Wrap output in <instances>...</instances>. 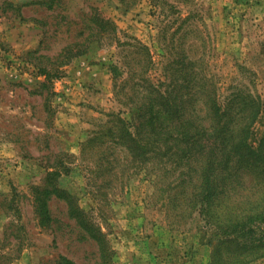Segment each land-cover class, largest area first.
<instances>
[{
	"label": "rangeland",
	"instance_id": "rangeland-1",
	"mask_svg": "<svg viewBox=\"0 0 264 264\" xmlns=\"http://www.w3.org/2000/svg\"><path fill=\"white\" fill-rule=\"evenodd\" d=\"M181 51L223 90L247 66L264 100V0H0V255L9 264H59L60 255L74 264H212L199 211L172 209L163 180L138 171L124 149L115 146L118 161L109 156L106 114L136 116L119 102L141 81L127 64H149L158 82ZM64 165L58 182L107 234L103 255L65 200L53 196V222H38L32 188Z\"/></svg>",
	"mask_w": 264,
	"mask_h": 264
},
{
	"label": "trees",
	"instance_id": "trees-1",
	"mask_svg": "<svg viewBox=\"0 0 264 264\" xmlns=\"http://www.w3.org/2000/svg\"><path fill=\"white\" fill-rule=\"evenodd\" d=\"M96 22L113 33L108 18L97 17ZM133 39L150 60V48ZM180 53L173 61L181 64H165V78L158 82L149 76V64H127L141 81L119 102L133 108L136 116L127 120L120 113L106 114L114 126L110 140L115 145L109 146L114 154L109 156L118 161L115 146L124 149L138 171H154L155 182L163 180L165 201L172 209L188 216L199 211L212 264H250L264 257V130L258 133L257 128L264 125V100L244 76L252 73L247 66L241 65L223 90L201 61ZM62 167L49 171V183L32 188L38 222L50 226L51 199L65 200L70 218L86 238L99 243L103 255L109 247L107 234L78 197L58 182L69 171ZM9 263L0 255V264ZM58 263L74 264L65 255Z\"/></svg>",
	"mask_w": 264,
	"mask_h": 264
}]
</instances>
